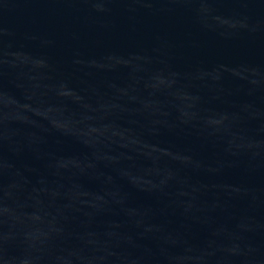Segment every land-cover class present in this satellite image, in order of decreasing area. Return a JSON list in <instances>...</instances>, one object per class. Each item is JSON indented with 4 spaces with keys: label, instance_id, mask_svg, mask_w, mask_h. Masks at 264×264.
Segmentation results:
<instances>
[{
    "label": "water",
    "instance_id": "1",
    "mask_svg": "<svg viewBox=\"0 0 264 264\" xmlns=\"http://www.w3.org/2000/svg\"><path fill=\"white\" fill-rule=\"evenodd\" d=\"M0 264H264V0H0Z\"/></svg>",
    "mask_w": 264,
    "mask_h": 264
}]
</instances>
